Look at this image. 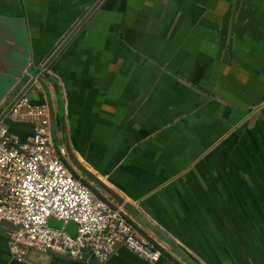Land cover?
Segmentation results:
<instances>
[{
	"label": "crops",
	"instance_id": "crops-1",
	"mask_svg": "<svg viewBox=\"0 0 264 264\" xmlns=\"http://www.w3.org/2000/svg\"><path fill=\"white\" fill-rule=\"evenodd\" d=\"M22 90L49 104L66 165L166 255L96 264H264V0H0V115ZM10 228L0 264H91L17 260Z\"/></svg>",
	"mask_w": 264,
	"mask_h": 264
},
{
	"label": "built area",
	"instance_id": "built-area-1",
	"mask_svg": "<svg viewBox=\"0 0 264 264\" xmlns=\"http://www.w3.org/2000/svg\"><path fill=\"white\" fill-rule=\"evenodd\" d=\"M5 114L31 127L16 135L4 116L0 119V222L11 226L7 243L15 259L23 260L30 250H60L73 258L93 255L102 263L123 246L147 262L160 260L164 252L124 210L97 196L66 165L54 141L48 103H34L21 91ZM50 217L63 225L73 221L75 234L49 226Z\"/></svg>",
	"mask_w": 264,
	"mask_h": 264
},
{
	"label": "water",
	"instance_id": "water-1",
	"mask_svg": "<svg viewBox=\"0 0 264 264\" xmlns=\"http://www.w3.org/2000/svg\"><path fill=\"white\" fill-rule=\"evenodd\" d=\"M93 9V8H92ZM92 9L90 11H92ZM54 54H51L48 59L44 62V67L47 66V64L49 63V61L53 58ZM45 73V70H44ZM25 90V89H24ZM22 90V91H24ZM10 105V104H9ZM9 106H7L6 110L0 115V119L4 116V114L6 113L7 109ZM47 224L49 226L55 227V228H61L66 231L68 234L70 235H74L75 234V229H76V225L73 221L69 220L66 223H64V225L62 224V221L60 219H55V218H48L47 220ZM88 262L91 264H96L97 260L93 257V255H89V259Z\"/></svg>",
	"mask_w": 264,
	"mask_h": 264
},
{
	"label": "trees",
	"instance_id": "trees-1",
	"mask_svg": "<svg viewBox=\"0 0 264 264\" xmlns=\"http://www.w3.org/2000/svg\"><path fill=\"white\" fill-rule=\"evenodd\" d=\"M166 258V255L164 254L161 258H160V260H163L164 261V259ZM159 261V260H158Z\"/></svg>",
	"mask_w": 264,
	"mask_h": 264
},
{
	"label": "rangeland",
	"instance_id": "rangeland-1",
	"mask_svg": "<svg viewBox=\"0 0 264 264\" xmlns=\"http://www.w3.org/2000/svg\"><path fill=\"white\" fill-rule=\"evenodd\" d=\"M165 254V253H164Z\"/></svg>",
	"mask_w": 264,
	"mask_h": 264
}]
</instances>
